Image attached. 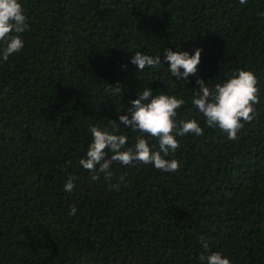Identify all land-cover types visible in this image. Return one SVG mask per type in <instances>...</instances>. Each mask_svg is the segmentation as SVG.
<instances>
[{"label":"trees","instance_id":"trees-1","mask_svg":"<svg viewBox=\"0 0 264 264\" xmlns=\"http://www.w3.org/2000/svg\"><path fill=\"white\" fill-rule=\"evenodd\" d=\"M19 2L25 46L0 60V264H201L210 252L264 264V0ZM198 48V73L186 81L167 63H131L136 52L163 62L167 49ZM238 69L255 74L260 103L228 140L191 98L197 78L214 88ZM147 87L187 101L176 120L196 119L204 135L176 136L174 173L114 163L111 180L93 181L78 163L89 127L111 131ZM120 134L133 147L139 133L120 125Z\"/></svg>","mask_w":264,"mask_h":264},{"label":"clouds","instance_id":"clouds-1","mask_svg":"<svg viewBox=\"0 0 264 264\" xmlns=\"http://www.w3.org/2000/svg\"><path fill=\"white\" fill-rule=\"evenodd\" d=\"M246 4L247 0H239ZM264 15V14H262ZM30 29L24 9L19 0H0V60L7 62L9 58L20 53L25 44L23 33ZM202 49H196L194 55L188 52L167 49L163 62L159 55L136 52L131 63L141 71L145 68H155L162 63L169 65L171 77L177 81H186L190 76H196L201 63ZM181 69L183 72L181 73ZM257 78L252 71L238 69L223 83H216L210 88L202 78H197L198 90L193 89L191 103L202 114L207 128H218L227 134L228 140H237L238 133L245 124L251 123L258 113L255 106L260 103ZM128 115H120L119 123L110 120L111 131L98 126H90L92 142L88 146L86 158L79 160V165L91 173L93 181L100 180L101 174L111 180L114 163L121 166H135L137 163L152 165L155 169L174 173L179 170L180 162L167 159L175 154L180 144L176 136H203L204 129L196 119L177 122V110L187 101L174 95H154L151 88H144L139 98L129 102ZM120 125H124L134 133L135 144L128 147V136L120 134ZM158 141L150 146L149 139ZM109 153H111L109 157ZM75 177L70 176L64 185V191L71 193L75 189ZM124 178L119 183L111 184V191H119ZM77 207L73 205L70 215H75ZM203 239V238H202ZM208 249L207 242L203 243ZM201 264H231L230 259L221 252H210L199 257Z\"/></svg>","mask_w":264,"mask_h":264}]
</instances>
